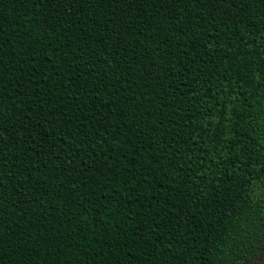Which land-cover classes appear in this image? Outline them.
I'll use <instances>...</instances> for the list:
<instances>
[{
    "label": "trees",
    "instance_id": "trees-1",
    "mask_svg": "<svg viewBox=\"0 0 264 264\" xmlns=\"http://www.w3.org/2000/svg\"><path fill=\"white\" fill-rule=\"evenodd\" d=\"M263 246L264 0H0V264Z\"/></svg>",
    "mask_w": 264,
    "mask_h": 264
},
{
    "label": "flooded vegetation",
    "instance_id": "flooded-vegetation-1",
    "mask_svg": "<svg viewBox=\"0 0 264 264\" xmlns=\"http://www.w3.org/2000/svg\"><path fill=\"white\" fill-rule=\"evenodd\" d=\"M263 249H264V246L259 249L258 253L247 264H256L258 262L259 257H260L259 255Z\"/></svg>",
    "mask_w": 264,
    "mask_h": 264
},
{
    "label": "rangeland",
    "instance_id": "rangeland-1",
    "mask_svg": "<svg viewBox=\"0 0 264 264\" xmlns=\"http://www.w3.org/2000/svg\"><path fill=\"white\" fill-rule=\"evenodd\" d=\"M259 256L260 257H259L258 262L256 264H264V249L261 251Z\"/></svg>",
    "mask_w": 264,
    "mask_h": 264
}]
</instances>
